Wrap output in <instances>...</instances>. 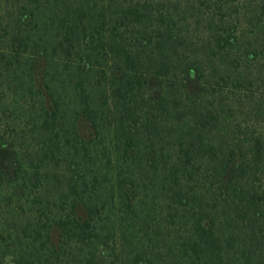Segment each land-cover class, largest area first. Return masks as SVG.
<instances>
[{"label":"trees","instance_id":"obj_1","mask_svg":"<svg viewBox=\"0 0 264 264\" xmlns=\"http://www.w3.org/2000/svg\"><path fill=\"white\" fill-rule=\"evenodd\" d=\"M264 264V0H0V264Z\"/></svg>","mask_w":264,"mask_h":264},{"label":"rangeland","instance_id":"obj_2","mask_svg":"<svg viewBox=\"0 0 264 264\" xmlns=\"http://www.w3.org/2000/svg\"><path fill=\"white\" fill-rule=\"evenodd\" d=\"M9 264H13V263H9Z\"/></svg>","mask_w":264,"mask_h":264}]
</instances>
